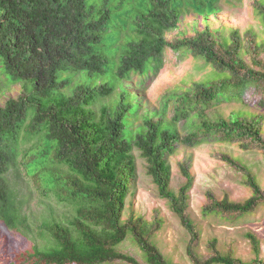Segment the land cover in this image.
Returning <instances> with one entry per match:
<instances>
[{"label": "trees", "instance_id": "trees-1", "mask_svg": "<svg viewBox=\"0 0 264 264\" xmlns=\"http://www.w3.org/2000/svg\"><path fill=\"white\" fill-rule=\"evenodd\" d=\"M219 1L0 0L1 74L24 85L20 95L0 103V221L12 230L36 232L40 243L33 250L40 264H141L118 250L129 235L147 264H178L152 241L159 220L150 222L134 210L124 218L138 175L135 149L189 231L192 262L241 264L223 255L215 240L205 258L195 253L201 231L187 212L194 184L188 163L180 164L184 185L178 191L170 185L168 157L178 143L192 148L208 141L239 142L264 151L260 117L239 111L226 118L217 111L239 88L264 92V38L254 31L199 29L196 23L192 32L169 37L189 13L205 22L219 10ZM253 9L264 36V0H255ZM168 50L203 59L214 76L164 96L163 110L172 103L170 118L148 110L138 122L141 104L130 90L133 78L139 77L140 85L156 76ZM220 157L244 171L252 195L236 201L209 193L203 214L232 217L257 210L264 189L240 161ZM11 170L30 178L44 197L64 204L63 217L51 213L34 231ZM248 238L258 252L259 239L252 233ZM6 253L1 247L0 260Z\"/></svg>", "mask_w": 264, "mask_h": 264}, {"label": "rangeland", "instance_id": "rangeland-1", "mask_svg": "<svg viewBox=\"0 0 264 264\" xmlns=\"http://www.w3.org/2000/svg\"><path fill=\"white\" fill-rule=\"evenodd\" d=\"M255 0H220L219 10L208 16L205 22L202 18L189 13L180 23L179 29L169 34L173 38L179 31L192 32V26L197 28L209 27L211 30H220L229 33L237 29L241 34L254 31L259 37L264 38L262 27L253 9ZM0 58V103L3 104L9 97L21 94L24 85L22 82H12L1 74L3 65ZM213 68L203 59H196L191 54L178 53L171 50L165 53V65L160 72L143 84H138L139 77L134 76L133 87L130 90L138 95L141 104L138 122H142V116L147 111H155L158 115L170 118L173 113L172 103L169 109L163 110L161 102L164 96L192 80H202L213 75ZM214 76V75H213ZM138 85V86H137ZM229 101H223L217 111L226 118L232 112H246L255 114L262 120L264 130V92L239 88L232 92ZM182 125V124H181ZM183 135L186 130H180ZM227 154L240 161L255 177L262 189H264V151L259 148L244 149L239 142L224 143L208 141L200 143L197 147H186L181 143L173 155L168 157L172 167L171 188L178 191L186 182L181 163H188L194 175V184L189 191L188 214L201 231V238L195 244L194 251L205 258L212 252L210 243L217 241V247L223 255L231 254L241 264H257L264 261V204L257 210L250 211L243 216H224L218 213L203 214V206L208 201V194L217 197L228 196L241 201L249 198L252 191L247 183L244 171L229 166L221 159V155ZM137 159V178L131 185V191L126 201L124 218L126 219L134 210L137 215L153 222L159 220L160 230L154 235L152 241L165 258L173 263L194 264L187 252L191 235L180 218L175 214L167 199L162 198L157 186L147 173L146 160L139 150L135 149ZM11 183L17 198L24 204V213L29 217L34 231L37 224L46 217L50 219L51 213L57 218H62L66 207L59 204L53 198L44 197L34 182L14 170L9 172ZM36 232L27 233L22 230H12L0 221V248L5 247L7 253L0 264H40L34 256V245L40 243L35 237ZM254 234L260 241V250L252 248L248 234ZM18 249V250H17ZM17 250V251H16ZM118 250L132 255L141 264H147L144 253L137 242L129 235L126 240L118 245ZM221 264V263H216Z\"/></svg>", "mask_w": 264, "mask_h": 264}]
</instances>
